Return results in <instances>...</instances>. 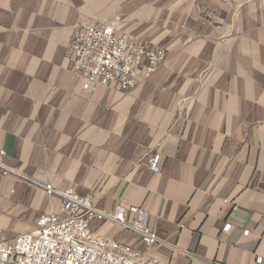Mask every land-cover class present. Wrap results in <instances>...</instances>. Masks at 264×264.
<instances>
[{"label":"crops","instance_id":"1","mask_svg":"<svg viewBox=\"0 0 264 264\" xmlns=\"http://www.w3.org/2000/svg\"><path fill=\"white\" fill-rule=\"evenodd\" d=\"M74 3L0 0V27L83 29L112 19L108 7L89 1L87 20L75 13L63 23ZM166 3L168 24L181 35L167 34L166 61L123 90L86 89L61 66L56 32L0 34V149L18 171L0 169V200L20 202L9 218L27 220H0L7 239L61 212L60 197L42 186L52 184L101 210L144 208L162 240L150 248L119 224L91 226L160 264H264V0ZM47 44H57L53 75L44 58L55 46Z\"/></svg>","mask_w":264,"mask_h":264},{"label":"built area","instance_id":"2","mask_svg":"<svg viewBox=\"0 0 264 264\" xmlns=\"http://www.w3.org/2000/svg\"><path fill=\"white\" fill-rule=\"evenodd\" d=\"M166 56L165 48L151 47L118 34L114 23L92 24L77 30L66 47V57L83 77L86 89L96 84H113L121 90L132 88L142 76L155 73ZM6 157V150L0 149L2 172L18 173ZM158 162L157 155L152 167L157 169ZM42 186L48 194L60 197L61 212L43 214L35 230L13 239H7L0 226V264H160L152 252L137 251L111 236L100 235L91 226L92 219L119 224L139 233L150 248L162 240L148 225L144 208L118 206L114 211H105L73 188ZM128 212L134 216L129 217ZM230 228V223L224 226L225 230Z\"/></svg>","mask_w":264,"mask_h":264},{"label":"rangeland","instance_id":"3","mask_svg":"<svg viewBox=\"0 0 264 264\" xmlns=\"http://www.w3.org/2000/svg\"><path fill=\"white\" fill-rule=\"evenodd\" d=\"M66 0H63V3ZM77 6V9L73 10H63L62 11V22H68L70 18L75 17L77 13V21L83 20L90 17L92 11H87V7L90 5L89 1L94 2L95 7L102 5L110 9V15L112 19L107 22H97L101 24L114 23L116 26V31L120 35H128L135 39H138L140 42H146L150 44H155L156 46L166 47L167 42L170 41L171 36L167 34L173 31L175 35H181V27H172L167 18L166 11V2L167 0H154L152 3H149V0H73ZM104 1V3H102ZM140 1V2H139ZM172 1V0H170ZM192 1V0H190ZM64 5V4H63ZM69 6V5H68ZM93 6V4H92ZM149 6L157 9H149ZM133 7H138L137 9H132ZM147 8V9H143ZM20 13L25 14L27 12H15V15H20ZM116 17V18H115ZM208 19L210 17L206 16ZM19 21H24L19 18ZM93 23V22H91ZM90 23V24H91ZM94 24V23H93ZM85 26V25H84ZM83 25H74V26H65L60 27H14V28H4L0 27V34H42V35H53L55 32L59 40H61L58 45L61 46V66L62 67H72V64L66 57V46L68 39L71 38L72 34L78 29H81ZM70 40V39H69ZM168 40V41H167ZM67 43V44H66ZM51 46H57V44H47ZM47 48L45 52V68L46 72L53 75L54 68V55L57 51V47ZM74 70V68L72 67ZM75 71V70H74ZM0 175H2L0 173ZM20 202H11L7 198L0 200V220H11L13 225L18 223H27L26 219L23 218H9L14 215V210L20 206ZM12 234V233H7Z\"/></svg>","mask_w":264,"mask_h":264}]
</instances>
